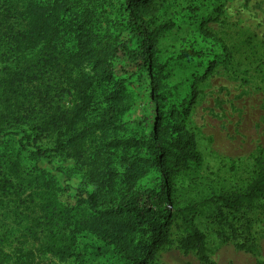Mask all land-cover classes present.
Instances as JSON below:
<instances>
[{"label":"trees","instance_id":"obj_1","mask_svg":"<svg viewBox=\"0 0 264 264\" xmlns=\"http://www.w3.org/2000/svg\"><path fill=\"white\" fill-rule=\"evenodd\" d=\"M165 3L0 0V262L85 264L78 240L95 237L122 264H154L173 244L201 264H216L194 224L205 208H212L219 245L240 238L236 249L260 256L249 214H264L261 156L243 190L186 204L175 196L177 178L201 163L189 128L195 84L188 100L169 104L168 90L152 83L151 132L117 135L132 107L127 79L113 64L128 51L120 36L127 31L137 39V70L163 76L156 43L175 26L158 23ZM198 56L182 51L177 60ZM42 159L72 162L60 171L78 178L73 206L59 201V182L38 166ZM150 175L153 184H146Z\"/></svg>","mask_w":264,"mask_h":264},{"label":"rangeland","instance_id":"obj_2","mask_svg":"<svg viewBox=\"0 0 264 264\" xmlns=\"http://www.w3.org/2000/svg\"><path fill=\"white\" fill-rule=\"evenodd\" d=\"M169 21L175 26L159 38L154 52L156 63L165 65L163 76L137 70L132 56L138 49L137 39L127 31L120 36L129 52H120L113 64L117 76L127 79L132 107L122 117L125 126L117 135L151 132L155 116L152 83L168 90L169 104L188 100L190 85L195 84L198 95L189 128L195 134L201 163L177 178L175 196L186 204L212 193L243 190L253 177L254 159H264V0H166L158 23ZM203 22L211 37L200 29ZM182 51L198 52L199 56L177 60ZM211 64L210 75L200 80ZM38 166L57 178L59 201L73 206L78 178L68 179L60 171V167H71L72 162L42 159ZM153 177L150 175L146 184H153ZM249 216L259 257L236 249L240 238L219 245L212 208H205L194 221L205 234L209 256L216 264H264V214L253 208ZM77 247L84 254L85 264H122L95 237L79 239ZM187 262L201 264L194 253L184 256L173 244L158 253L154 264Z\"/></svg>","mask_w":264,"mask_h":264}]
</instances>
